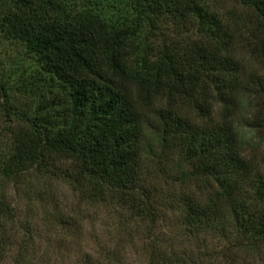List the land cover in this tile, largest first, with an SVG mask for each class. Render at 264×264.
Masks as SVG:
<instances>
[{
  "label": "trees",
  "instance_id": "16d2710c",
  "mask_svg": "<svg viewBox=\"0 0 264 264\" xmlns=\"http://www.w3.org/2000/svg\"><path fill=\"white\" fill-rule=\"evenodd\" d=\"M241 1L256 19L248 55L261 71L245 69L236 52L239 29L208 0H0V33L24 45L9 74L33 64L35 90L23 92L36 96L34 104L16 106L9 76L0 75V137L9 136L0 177L42 174L52 155L68 161L63 178L86 203L115 209L122 227L135 223L146 264L215 259L180 251L171 235L160 242L155 228L172 223L164 210L175 206L179 237L206 232L228 242L231 230L264 242V0ZM10 116L24 125H2ZM156 146L177 154L172 184H194L195 192L156 199L141 168ZM248 147L259 157L246 156ZM17 223L0 195V235L9 224L25 234L14 264H39L24 261L33 235ZM60 223L70 226L65 217ZM3 244L15 242L5 237ZM219 253L227 259L228 244ZM75 264L118 260L107 250Z\"/></svg>",
  "mask_w": 264,
  "mask_h": 264
},
{
  "label": "rangeland",
  "instance_id": "374dc122",
  "mask_svg": "<svg viewBox=\"0 0 264 264\" xmlns=\"http://www.w3.org/2000/svg\"><path fill=\"white\" fill-rule=\"evenodd\" d=\"M111 1L113 0H84L94 4L104 3L105 6ZM208 2L229 27L239 29L237 32L241 33V40L236 52L243 57L245 69L249 71L259 68L261 71V65L248 55V45L250 46L254 39L251 31L256 25L252 10L241 0ZM23 52V44L5 40L0 33V75H4L5 78L9 76V96L16 106H30L36 99L35 95L23 92L27 88L35 90L33 64L23 66L20 64L19 68L15 67L14 74H9L12 64L20 62ZM1 121L2 125L10 121L8 127L13 129L24 125L15 116L3 117ZM8 138L9 136L4 135L0 137V156L4 151H8ZM259 154V149L249 148L246 156L257 158ZM151 158L145 157L141 160V168L143 174L150 180V185L157 190L156 199L165 201L169 192L177 196L181 191L189 194L196 191L194 184L186 188L179 182L172 184L171 179L174 181L178 177L175 169L178 157L175 152H161L156 146V152ZM257 162L260 163L259 160ZM70 167L68 161L52 155L46 160V168L42 169V174L29 171L17 179L0 177V195L13 207L17 224L29 227L33 235L24 254V261L30 260L40 264L41 258L47 254L50 264H75L86 257L99 258L108 250L116 251L118 264H146L145 245L142 235L135 233V223H125L122 227L123 220L115 209L106 208L102 204L86 203L80 196V190L72 188L63 178V174ZM175 208L164 210V214L167 218L170 217L172 223L179 216L177 206ZM64 217L69 219L70 226L61 225L60 221ZM172 223H166L164 220L158 222L155 234L160 242L171 235L174 236L176 243H180V251H186L188 254L206 252L215 256L213 261L202 257L199 264H264L262 241L250 242L231 230L228 231V242L206 232L200 233L199 237L188 235L179 237L176 224ZM11 229L12 226L9 224L5 228L6 232L0 235V241L7 237L8 240L15 242V245L8 249L4 247L5 244L0 245V248L5 249L0 257V264H14L18 251L16 244L25 236L21 231L15 233ZM7 242L9 241L5 243ZM227 244L228 258L224 259L220 256L219 250Z\"/></svg>",
  "mask_w": 264,
  "mask_h": 264
},
{
  "label": "water",
  "instance_id": "95a60500",
  "mask_svg": "<svg viewBox=\"0 0 264 264\" xmlns=\"http://www.w3.org/2000/svg\"><path fill=\"white\" fill-rule=\"evenodd\" d=\"M8 124H10V121L8 122Z\"/></svg>",
  "mask_w": 264,
  "mask_h": 264
}]
</instances>
